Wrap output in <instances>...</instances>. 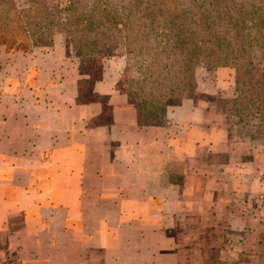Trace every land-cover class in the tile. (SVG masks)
I'll use <instances>...</instances> for the list:
<instances>
[{"label":"crops","instance_id":"1","mask_svg":"<svg viewBox=\"0 0 264 264\" xmlns=\"http://www.w3.org/2000/svg\"><path fill=\"white\" fill-rule=\"evenodd\" d=\"M32 59L0 48L2 264H205L209 238L243 231L238 193L247 165L262 188L259 158L205 104L143 123L111 86L77 101L53 84L56 56L43 77Z\"/></svg>","mask_w":264,"mask_h":264},{"label":"rangeland","instance_id":"2","mask_svg":"<svg viewBox=\"0 0 264 264\" xmlns=\"http://www.w3.org/2000/svg\"><path fill=\"white\" fill-rule=\"evenodd\" d=\"M166 1L173 5L163 6ZM228 1L0 0V48L8 54H32L30 63L42 77L56 56L53 84L64 80V92L74 95L78 90L81 102L105 100L104 94L90 93L91 85L103 90L111 86L138 107L143 123L153 114L161 119L166 108L181 100L205 104L229 141L245 150L243 159L259 158L255 167L262 180V188L253 193L247 165L245 177L251 178L239 190L243 194L238 193L245 204L236 206L246 214L243 231L222 230L209 238L203 248L205 264H264V140L253 132L256 119L238 125L243 109L236 103L237 79L243 83L264 77V45H251L254 38L247 35L257 26L264 38V10ZM83 19L92 26L86 27ZM183 25L192 41L187 47L180 45Z\"/></svg>","mask_w":264,"mask_h":264},{"label":"trees","instance_id":"3","mask_svg":"<svg viewBox=\"0 0 264 264\" xmlns=\"http://www.w3.org/2000/svg\"><path fill=\"white\" fill-rule=\"evenodd\" d=\"M234 1H241L240 2V6L247 4V5H253L252 8L254 7H258L259 13L260 10L263 9L264 10V0H229V3H233ZM163 6H171L173 5L171 2H162ZM176 11V15L180 14V11L178 10V8H175ZM258 13V14H259ZM264 13V12H261ZM253 16V14H250ZM218 18L217 16H215L214 19ZM181 19L185 20L187 18H184V16H181ZM80 21L82 24V20L80 17ZM83 23H85L86 27H91L92 25L89 23V21L87 22L86 19H83ZM80 25V24H79ZM192 25V23H191ZM182 32H181V46L182 47H187L188 45H190L192 43V41L190 40V37H188L189 32L188 31V26L187 25H183L181 28ZM255 33H247L248 37L251 39L254 38V40H252V44L254 45V43H259L261 45H264V38H262V28H257V26L254 28ZM5 45V44H3ZM10 45V44H9ZM241 44H239L240 47ZM199 46V45H198ZM196 46V49L197 47ZM237 47V46H236ZM238 48V47H237ZM194 50L195 52H197V50ZM88 53H91L88 52ZM182 58H186L187 56V52L184 50L183 52H181ZM235 69L236 66L235 64H232ZM261 77V76H260ZM248 81L251 83V86H247ZM236 87H237V92H238V98L236 99V103L238 106H240L243 109V112L240 114V116H238V125H242L245 126L244 123L247 122V119L253 118V120H257L258 123H256L255 125H252L253 129H254V133L255 134H259L263 137L264 140V77L259 79L256 78L255 80H253V78H249L247 79V81H244L243 83L240 82V80L237 79L236 81ZM136 110L139 114L138 111V107H136ZM153 114V113H152ZM140 115V114H139ZM163 117V114H162ZM151 121H147L146 123H157L160 122L162 120L161 119H157L156 114H153V116H150ZM154 119H157V121H153ZM242 127V126H241Z\"/></svg>","mask_w":264,"mask_h":264},{"label":"built area","instance_id":"4","mask_svg":"<svg viewBox=\"0 0 264 264\" xmlns=\"http://www.w3.org/2000/svg\"><path fill=\"white\" fill-rule=\"evenodd\" d=\"M3 256H2V254L0 253V264H2L3 263Z\"/></svg>","mask_w":264,"mask_h":264}]
</instances>
